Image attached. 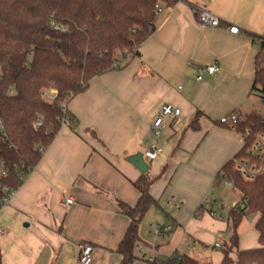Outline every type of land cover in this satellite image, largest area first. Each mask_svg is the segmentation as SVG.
I'll return each mask as SVG.
<instances>
[{
	"label": "crops",
	"instance_id": "0c3cea01",
	"mask_svg": "<svg viewBox=\"0 0 264 264\" xmlns=\"http://www.w3.org/2000/svg\"><path fill=\"white\" fill-rule=\"evenodd\" d=\"M160 8L139 55L125 64L120 59L119 69L94 77L66 103L72 122L61 124L35 168L1 205L2 264H77L81 243L93 248L91 264H119L116 248L129 218L117 202L133 207L140 196L133 182L141 173L128 161L137 153L156 178L149 192L157 205L139 224L135 264H154L173 253L221 262L214 253L229 238L225 214L219 219L200 206L212 193L222 210L220 200L234 190L225 182L214 186L216 173L243 145L240 134L219 119L250 112L264 117V104L252 96L261 46L264 58V0H178ZM201 9L217 16L219 26H199ZM212 63L219 71L196 80L197 68ZM164 104L180 115L165 117L155 136L151 123ZM196 111L202 113L197 130L207 134L194 146L195 137L185 139L194 136L189 123ZM209 134L217 137L215 145ZM153 144L162 152L148 159L144 152ZM151 224L170 230L147 240ZM245 232L240 250L254 243Z\"/></svg>",
	"mask_w": 264,
	"mask_h": 264
},
{
	"label": "trees",
	"instance_id": "16d2710c",
	"mask_svg": "<svg viewBox=\"0 0 264 264\" xmlns=\"http://www.w3.org/2000/svg\"><path fill=\"white\" fill-rule=\"evenodd\" d=\"M175 2L0 0V207L3 198L35 168L61 124L72 122L66 103L84 92L94 77L119 69L120 59L125 64L138 56V47L155 30L157 7L168 8ZM259 50L252 92H264L262 46ZM50 89L57 92L52 100L43 96ZM201 116L196 111L190 129L199 128ZM237 117L233 128L243 138V145L214 177V186L227 182L239 192L238 202H242L225 217L230 237L219 264H264V169L248 180L235 167L239 155L247 156L246 147L254 137L264 135V117L257 112ZM155 179L146 171L133 182L140 193L133 207L117 202L120 212L129 218L116 248L119 264H135L138 259L135 250L139 224L148 209L157 205L149 192ZM247 212L259 214L255 224L259 244L240 250L237 226ZM152 263L213 264L175 253L158 262L153 259Z\"/></svg>",
	"mask_w": 264,
	"mask_h": 264
},
{
	"label": "built area",
	"instance_id": "2783aa9c",
	"mask_svg": "<svg viewBox=\"0 0 264 264\" xmlns=\"http://www.w3.org/2000/svg\"><path fill=\"white\" fill-rule=\"evenodd\" d=\"M178 1V0H177ZM161 8L157 7V13L160 12ZM197 23L201 27H218L220 24V20L217 16L210 13L206 9H201L198 11L197 16ZM230 32L236 33L237 28L232 27L229 29ZM219 71V66L216 63H212L205 66H199L197 68V74H196V80L200 81L203 79L205 75H213ZM57 92L56 90L50 89L46 90L43 93V96L48 99L52 100L56 96ZM256 95L261 98L262 101H264V92L262 91H256ZM180 115V109L177 107H174L171 104H164L161 106L159 115L156 116L152 123H151V129L155 136H158L160 128L163 127V121L165 117H173L177 118ZM238 117L235 114L227 115L224 117H221L219 119V122L222 124H226L230 127H234V125L237 123ZM63 123H69V121H64ZM39 124V123H38ZM37 124V125H38ZM1 126V121H0ZM241 139H243L241 137ZM243 143V140H242ZM162 152V149L159 146H156L155 144L151 145V147L144 152V157L148 159H154L156 158L160 153ZM246 152L248 153L247 156L239 158L235 160V167L238 169L240 174L248 180H251L254 178L255 175H257L259 172L264 169V135L257 134L254 139L248 144L246 147ZM22 179L24 176L21 177ZM225 184H228L225 182ZM13 191H11L6 197L3 198L2 204L7 203L8 199L10 198ZM72 199H66V203H71ZM242 202H237L234 204V206L241 205ZM202 208L204 210H207L211 216H216L217 213L220 214V211L218 210V204L217 199L215 198L214 194L209 193L205 199L202 201L201 204ZM151 233L154 237L163 236L166 232L170 230V227L168 226H159L157 224H151ZM3 232V229L0 227V234ZM218 246V244H216ZM93 257V248L91 245L87 243H81L78 245V254H77V264H91ZM149 260H152L151 258Z\"/></svg>",
	"mask_w": 264,
	"mask_h": 264
},
{
	"label": "rangeland",
	"instance_id": "374dc122",
	"mask_svg": "<svg viewBox=\"0 0 264 264\" xmlns=\"http://www.w3.org/2000/svg\"><path fill=\"white\" fill-rule=\"evenodd\" d=\"M180 88H182V85H180ZM252 96H257L256 95V92L255 91H253V93H252ZM258 97V96H257ZM259 98V97H258ZM260 100H259V103L260 104H264V102H262V100H261V98H259ZM193 131V134L192 135H194V136H191L190 138L188 137V135H187V137L188 138H186L185 140L186 141H188V140H191V142H193L194 140L193 139H195V141H194V146H197V145H202V143H203V138H204V136H206V130L205 131H201L200 129L199 130H192ZM198 133V134H197ZM200 133V134H199ZM192 137H195V138H193L192 139ZM209 139H210V145H215V143H216V141H217V137L216 136H214L213 134H209ZM193 140V141H192ZM242 157H245V155H239L237 158H236V160L237 159H239V158H242ZM213 193H217V192H215V191H213ZM238 197H240V194H239V192H237V191H235V190H229V192L220 200V204L222 205V207H223V209L222 210H220L219 208V205H218V210L220 211V213L221 212H224V214H225V216L223 215V218H225L226 217V215H227V213L229 212V210L231 209V208H233V202L236 200H238L237 198ZM218 204V203H217ZM207 210H205V212H206ZM208 212V211H207ZM209 213V212H208ZM255 216H256V213L255 212H247L243 217H242V219L240 220V222H239V224H238V226H237V235H238V240H237V246H238V249H240V242H239V238H240V232L242 231V232H245V240L246 241H248L249 240V242L248 243H250V241L251 242H254L252 245H246V246H250V247H247L246 249H249V248H254V247H257L258 246V244H259V242H258V232H257V230H256V228H255V226H254V222H255ZM217 218H219L220 219V217H217ZM252 225V229H248V227H249V225ZM228 231H229V237H230V230L228 229ZM154 237H153V235L152 234H149L148 233V238H147V240H152ZM221 241V240H220ZM229 241V238H227L226 240H225V242L226 243H224L223 245H222V247L221 248H219V249H216L217 250V252L216 253H214L215 255L217 254V255H219L220 256V259L223 257V251H222V249H223V247L227 244V242ZM242 246V245H241ZM232 258L233 259H235V254H233L232 253ZM222 260V259H221Z\"/></svg>",
	"mask_w": 264,
	"mask_h": 264
},
{
	"label": "water",
	"instance_id": "95a60500",
	"mask_svg": "<svg viewBox=\"0 0 264 264\" xmlns=\"http://www.w3.org/2000/svg\"><path fill=\"white\" fill-rule=\"evenodd\" d=\"M128 161L134 165L140 171V173H144L148 170V165L144 162L141 153H137L136 155L129 157Z\"/></svg>",
	"mask_w": 264,
	"mask_h": 264
}]
</instances>
